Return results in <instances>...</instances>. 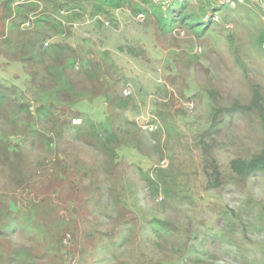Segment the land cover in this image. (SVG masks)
<instances>
[{
    "label": "rangeland",
    "instance_id": "rangeland-1",
    "mask_svg": "<svg viewBox=\"0 0 264 264\" xmlns=\"http://www.w3.org/2000/svg\"><path fill=\"white\" fill-rule=\"evenodd\" d=\"M116 4L0 0V264H264V0Z\"/></svg>",
    "mask_w": 264,
    "mask_h": 264
},
{
    "label": "trees",
    "instance_id": "trees-1",
    "mask_svg": "<svg viewBox=\"0 0 264 264\" xmlns=\"http://www.w3.org/2000/svg\"><path fill=\"white\" fill-rule=\"evenodd\" d=\"M102 3H110L111 5H117L116 3L117 2H120V0H100ZM157 15V13H156ZM166 18V17H165ZM180 19L183 21L184 19V15H180ZM173 22V20L169 19V21H164L163 17L162 16H159L157 17V23H158V27L159 29H166V30H169L172 28V25L171 23ZM197 21L195 20H190L188 18L185 17V24L190 28L192 29L193 31H196V30H199L200 33L203 31V27L204 25H199L196 23ZM56 48V47H54ZM44 112V111H43ZM46 112V111H45ZM43 114V113H42ZM256 164H260V167L264 169V155L259 159L257 160L256 162H251L250 164L246 165V168H250L251 170L255 169L256 167ZM232 167L234 170H237L236 168H234V163L232 164ZM238 171V170H237Z\"/></svg>",
    "mask_w": 264,
    "mask_h": 264
},
{
    "label": "built area",
    "instance_id": "built-area-1",
    "mask_svg": "<svg viewBox=\"0 0 264 264\" xmlns=\"http://www.w3.org/2000/svg\"><path fill=\"white\" fill-rule=\"evenodd\" d=\"M252 2H255L257 0H251ZM125 94H128L126 91H125ZM150 129L152 130V127H150Z\"/></svg>",
    "mask_w": 264,
    "mask_h": 264
},
{
    "label": "bare ground",
    "instance_id": "bare-ground-1",
    "mask_svg": "<svg viewBox=\"0 0 264 264\" xmlns=\"http://www.w3.org/2000/svg\"><path fill=\"white\" fill-rule=\"evenodd\" d=\"M63 1V0H62Z\"/></svg>",
    "mask_w": 264,
    "mask_h": 264
}]
</instances>
